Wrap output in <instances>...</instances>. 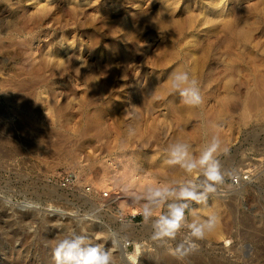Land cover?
<instances>
[{
    "label": "rangeland",
    "instance_id": "rangeland-1",
    "mask_svg": "<svg viewBox=\"0 0 264 264\" xmlns=\"http://www.w3.org/2000/svg\"><path fill=\"white\" fill-rule=\"evenodd\" d=\"M214 136L226 178L193 208L221 224L181 255L187 229L155 238L143 196L200 175L169 145ZM68 231L115 264H264V0H0V264H55Z\"/></svg>",
    "mask_w": 264,
    "mask_h": 264
},
{
    "label": "clouds",
    "instance_id": "clouds-1",
    "mask_svg": "<svg viewBox=\"0 0 264 264\" xmlns=\"http://www.w3.org/2000/svg\"><path fill=\"white\" fill-rule=\"evenodd\" d=\"M169 81L172 91L179 93L183 103L190 106L203 103L197 81L187 72L172 73ZM157 88L151 92L152 96H155ZM221 143L220 138L214 136L198 156L193 155L185 143L169 145L168 164L179 165L189 175L195 172L200 175L172 187L152 185L143 196L145 202L141 215L152 221L155 238L176 241L181 230L187 229V235L175 248L181 255L195 251L197 241L205 240L220 227L219 215L212 214L202 220L195 215L193 203L207 206L210 195L225 181L226 174L222 171L218 153L228 149H222ZM170 199L175 202L168 203ZM164 205H167V211L156 216L155 213ZM186 212L193 217L191 221L187 219ZM91 239L86 233L66 232L52 247L55 264H115L111 250L100 243H92Z\"/></svg>",
    "mask_w": 264,
    "mask_h": 264
},
{
    "label": "bare ground",
    "instance_id": "bare-ground-1",
    "mask_svg": "<svg viewBox=\"0 0 264 264\" xmlns=\"http://www.w3.org/2000/svg\"><path fill=\"white\" fill-rule=\"evenodd\" d=\"M173 73H175V72H173ZM171 74H172V73H171ZM169 87H171V84H170ZM154 90H155L154 88H149V89H148V92L151 94V92L154 91ZM159 94H160V92L156 91L155 96H157V95H159ZM151 96H152V95H151ZM155 96H153V97H155ZM180 170H181L180 168H175V169H172V170H171V173H173V174L175 173V174H176L177 171L179 172ZM136 173H139V172H136ZM139 180H140L139 178H135L134 176H131L130 179H129V182H130V183H133V182H137V181H139ZM133 211H134V214H135L136 211H135V210H133ZM56 212H60V211H56ZM61 212H62V211H61ZM61 212H60V213H61ZM116 243H117V242H116ZM140 246H141L140 244H136V247H137V248L140 247ZM135 254H136V253L133 252V253H131V254H128V256H129V257H132V256L135 255Z\"/></svg>",
    "mask_w": 264,
    "mask_h": 264
}]
</instances>
